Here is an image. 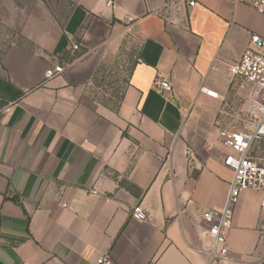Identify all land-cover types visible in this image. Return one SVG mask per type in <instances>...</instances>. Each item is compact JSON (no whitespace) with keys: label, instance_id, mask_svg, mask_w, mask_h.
<instances>
[{"label":"crops","instance_id":"1","mask_svg":"<svg viewBox=\"0 0 264 264\" xmlns=\"http://www.w3.org/2000/svg\"><path fill=\"white\" fill-rule=\"evenodd\" d=\"M194 2L0 0V264H208L202 215L222 209L231 179L218 131L247 108L229 66L264 38V16ZM122 66L117 102L93 95L96 70ZM261 197L240 195L229 264H264Z\"/></svg>","mask_w":264,"mask_h":264},{"label":"built area","instance_id":"2","mask_svg":"<svg viewBox=\"0 0 264 264\" xmlns=\"http://www.w3.org/2000/svg\"><path fill=\"white\" fill-rule=\"evenodd\" d=\"M253 8L259 15L264 16V0H240ZM193 7L194 0H187ZM113 7V2H107ZM131 21V19H127ZM79 51L78 44H72L70 54L74 57ZM71 61L49 66L44 72V79L51 80L63 75ZM229 86L236 94H242L247 108L243 112L238 127L220 128L219 139L225 149L222 163L231 172L228 192L221 210H207L202 215V222L207 241L205 249L196 252L207 258L208 264H229L232 260L226 246L227 233L231 227L234 209L240 195L246 190L261 194L260 209L264 216V162L255 158V148L264 140V38L251 35L249 44L238 61L229 66ZM156 88L163 92H171L170 83L157 77L154 82ZM200 92L208 98L218 100L217 92L201 87ZM6 105L4 108L7 110ZM87 195H97L96 190L85 192ZM131 217L137 221H145L146 215L140 205H136ZM96 264H112L110 257L101 256Z\"/></svg>","mask_w":264,"mask_h":264},{"label":"rangeland","instance_id":"3","mask_svg":"<svg viewBox=\"0 0 264 264\" xmlns=\"http://www.w3.org/2000/svg\"><path fill=\"white\" fill-rule=\"evenodd\" d=\"M134 45V44H133ZM1 54V53H0ZM135 54V45L130 46L128 48V51L125 52V57L132 58ZM127 69V68H126ZM115 71V70H114ZM118 71V72H117ZM119 71L124 72L125 67L122 66L121 69H118L115 72L112 70L107 71L105 68H101L98 72V69L96 70V73L100 74L102 79H99V76L97 80L92 81V89H93V95L96 96V94H102L104 91H110V97H113L114 99L110 100L111 102H117V98L120 96V92L122 89V81L124 79V74L122 72L119 73ZM96 79V78H95ZM103 95V94H102ZM111 99V98H110ZM228 123L236 124L241 123V118L239 117H229ZM252 155L260 160L262 163L264 162V140L261 141L258 146L255 148L254 153Z\"/></svg>","mask_w":264,"mask_h":264}]
</instances>
